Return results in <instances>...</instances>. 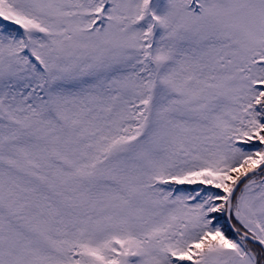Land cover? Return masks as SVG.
<instances>
[{
  "label": "snow or ice",
  "instance_id": "1",
  "mask_svg": "<svg viewBox=\"0 0 264 264\" xmlns=\"http://www.w3.org/2000/svg\"><path fill=\"white\" fill-rule=\"evenodd\" d=\"M0 264H264V0H0Z\"/></svg>",
  "mask_w": 264,
  "mask_h": 264
}]
</instances>
